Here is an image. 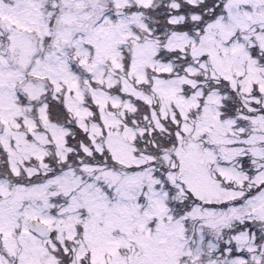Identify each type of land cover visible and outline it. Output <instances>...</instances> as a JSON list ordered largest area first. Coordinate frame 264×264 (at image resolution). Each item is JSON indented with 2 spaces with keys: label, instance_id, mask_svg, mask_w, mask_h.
Wrapping results in <instances>:
<instances>
[{
  "label": "snow or ice",
  "instance_id": "1",
  "mask_svg": "<svg viewBox=\"0 0 264 264\" xmlns=\"http://www.w3.org/2000/svg\"><path fill=\"white\" fill-rule=\"evenodd\" d=\"M0 264H264V0H0Z\"/></svg>",
  "mask_w": 264,
  "mask_h": 264
}]
</instances>
